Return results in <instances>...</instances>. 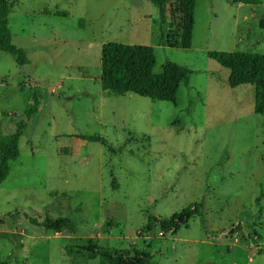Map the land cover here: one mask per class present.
I'll return each mask as SVG.
<instances>
[{"label":"rangeland","instance_id":"1","mask_svg":"<svg viewBox=\"0 0 264 264\" xmlns=\"http://www.w3.org/2000/svg\"><path fill=\"white\" fill-rule=\"evenodd\" d=\"M6 1L26 61L0 50V133L26 124L0 184V262L118 264L124 253L142 264H264V116L255 86L230 87L208 57L264 55V0H197L189 49L178 0L162 28L150 0ZM109 42L151 46L155 74L167 62L187 69L175 102L106 93ZM193 205L198 214L172 220ZM58 219L72 227H44ZM172 221L176 233L163 236ZM235 224L258 233L255 246L210 238ZM94 245L102 252L79 253Z\"/></svg>","mask_w":264,"mask_h":264},{"label":"trees","instance_id":"2","mask_svg":"<svg viewBox=\"0 0 264 264\" xmlns=\"http://www.w3.org/2000/svg\"><path fill=\"white\" fill-rule=\"evenodd\" d=\"M157 8L159 14L158 24L162 27L167 25L173 9L172 0H150ZM197 0H178V9L174 11L180 15V37L183 46L186 49L191 48L193 29L195 24V10ZM180 9V10H179ZM9 7L6 0H0V50L14 54L22 64L26 61L25 53L17 49L12 44V35L8 26ZM208 57L220 66L229 71L228 84L232 88L243 85L255 86L254 113L264 116V55L250 52H222L210 51ZM23 65V64H22ZM156 57L151 46L131 45L120 43H104L101 51V76L100 84L102 89L109 94L124 96L135 94L150 100L175 102L177 91L182 83H188L190 72L182 66L173 62H167L160 74L154 73ZM26 112L29 118L35 113L34 107ZM26 121L17 123V130L14 133H0V184L5 181L10 174L11 161L18 158L19 138L22 134V128ZM79 138L90 142H98L102 139L98 136H84ZM201 205H193L185 209L179 215L172 217V220L188 221L192 215L198 214ZM193 210V211H190ZM173 223L164 222L160 224L161 229L169 230L174 227V233L177 228ZM44 227L51 230L62 231L65 227H72L67 219H58L56 221L45 220ZM229 227V226H228ZM227 225L218 229L217 234L223 232ZM72 230H74L72 228ZM241 243L246 244L245 234L253 236L246 232L244 227H238ZM54 231V232H56ZM250 232V231H249ZM254 236H258L256 231ZM229 246L226 245V249ZM68 253L72 254L74 247L68 246ZM229 250V249H228ZM105 255L109 256L107 250ZM99 246H91L87 249H80L79 253H90L95 255L101 253ZM115 252L114 256H117ZM118 264H142V260L134 258L132 261L124 257V253L118 256ZM128 260V261H127ZM0 264H7L5 261Z\"/></svg>","mask_w":264,"mask_h":264},{"label":"built area","instance_id":"3","mask_svg":"<svg viewBox=\"0 0 264 264\" xmlns=\"http://www.w3.org/2000/svg\"><path fill=\"white\" fill-rule=\"evenodd\" d=\"M237 226H238V224L231 225V226L227 227L223 232H220L218 234H212L210 238L213 241H215V240H223L226 245H231V246L236 245L237 242H241V238L239 236V232L237 230ZM174 230H175L174 227H171V229H169V230L161 229L160 233L163 234V236H166V235L169 236L172 232L174 233ZM244 239H245V242H246L247 245L248 244L251 245V246H255L256 245L255 243L252 244V239L255 242H257L256 241V236H254V235L250 236L248 234H245V238ZM228 242H231V244H228Z\"/></svg>","mask_w":264,"mask_h":264},{"label":"crops","instance_id":"4","mask_svg":"<svg viewBox=\"0 0 264 264\" xmlns=\"http://www.w3.org/2000/svg\"><path fill=\"white\" fill-rule=\"evenodd\" d=\"M236 246H232L231 248H235Z\"/></svg>","mask_w":264,"mask_h":264}]
</instances>
